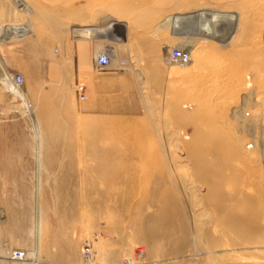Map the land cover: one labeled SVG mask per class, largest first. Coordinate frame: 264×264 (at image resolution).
Listing matches in <instances>:
<instances>
[{"label":"rangeland","instance_id":"obj_1","mask_svg":"<svg viewBox=\"0 0 264 264\" xmlns=\"http://www.w3.org/2000/svg\"><path fill=\"white\" fill-rule=\"evenodd\" d=\"M115 1L0 0V25L32 29L0 43L2 66L23 77L22 97L0 85V264H264V0ZM100 4L126 42L73 37V28L106 24L92 13ZM205 6L240 20L228 44L175 34L166 21ZM176 47L193 67L167 62ZM105 48L123 64L102 73L128 78L92 110L84 80L100 73L93 60ZM211 186L247 195L231 214L212 212L224 199ZM102 194L148 201L141 217L117 220ZM194 200L211 221L198 234ZM242 217L252 226L226 228Z\"/></svg>","mask_w":264,"mask_h":264},{"label":"bare ground","instance_id":"obj_2","mask_svg":"<svg viewBox=\"0 0 264 264\" xmlns=\"http://www.w3.org/2000/svg\"><path fill=\"white\" fill-rule=\"evenodd\" d=\"M91 1H95V0H90ZM101 1V0H99ZM112 1V0H110ZM115 1V0H114ZM259 1V0H258ZM108 2V1H105V3ZM117 2V1H115ZM154 2V1H153ZM260 3H262V1H259ZM104 3V2H103ZM102 3V4H103ZM19 4V3H17ZM251 4V3H250ZM257 4V3H256ZM263 5H260L261 7L263 6L264 7V3H262ZM104 6V5H103ZM101 4H100V8H98V10H95L92 12L94 17H104L103 18V22L106 21V24H108L107 26H105L106 24H103L101 25L102 26H105V28H102L101 27H82V28H73L72 30V33H73V37H78V36H84V35H94V37L96 38H104L106 40H109V39H115L117 40L118 42H121V43H124L126 42V39L123 38V35L121 34L120 30H121V27L116 25L114 22H117L118 19H115L114 17H116L114 13H108L104 11V7H103ZM256 6V5H255ZM259 6V7H260ZM97 7V6H96ZM186 7V6H185ZM215 7V6H214ZM145 8V7H144ZM195 8V7H194ZM193 10H190V11H185L182 13H174L173 15H169V17L166 19V21H171L172 22V25H173V29H174V33L175 34H182V35H191V36H194V37H200V36H205V37H209L213 40H215L216 42H219L223 45H226L229 43V41L231 40L230 37L232 35V33L236 30V28L238 27V25L240 24V20H238L236 18V14L235 15H231L234 16L235 20H234V23H232L230 26L228 24H226L225 22V19L221 18V17H224L228 14H224L222 13L221 11L217 10V9H212V8H206V6L204 8H195ZM257 8V7H256ZM18 9V8H17ZM24 9V8H22ZM178 9V8H177ZM261 10H263L262 8H260ZM107 10V9H106ZM259 10V8H258ZM111 11V10H109ZM264 11V10H263ZM91 12V11H90ZM253 12V11H252ZM262 12V11H261ZM24 13H25V10H24ZM263 17V16H262ZM102 19V18H101ZM157 19V18H156ZM159 19V18H158ZM109 22V23H108ZM22 23V22H21ZM25 23V22H24ZM262 25V24H261ZM32 33V29L30 28L29 25H24L23 24H20V23H13V24H4V25H0V43H5V42H10V41H13V40H20L22 37H24L25 35L27 34H31ZM153 37V36H152ZM99 42H102V41H99ZM108 43V42H106ZM104 45V44H103ZM109 45V43H108ZM115 45V44H114ZM120 45V44H119ZM181 48V47H179ZM187 50V49H185ZM109 53V52H108ZM109 56H110V63H112V65H114V60L112 59V54L109 53ZM194 65V62L191 60V57H190V62L184 66H180L182 68H191L193 67ZM226 88V87H225ZM227 91V90H226ZM225 92V91H224ZM247 95V94H246ZM19 97H22V95H17ZM262 96V95H261ZM264 96V95H263ZM232 97V96H231ZM245 97V96H244ZM259 97V96H257ZM256 97V98H257ZM254 98V97H253ZM260 98V97H259ZM262 98V97H261ZM258 99V98H257ZM264 99V98H263ZM248 100V98H247ZM23 101V100H22ZM245 101V100H244ZM256 101V100H255ZM263 101V100H262ZM243 102V101H242ZM248 102V101H246ZM253 102V101H252ZM257 102V101H256ZM255 102V103H256ZM254 103V102H253ZM259 103V102H257ZM260 103H263V106H264V101L263 102H260ZM243 105V104H242ZM245 105V104H244ZM256 105V104H255ZM226 106V105H225ZM248 106V105H247ZM234 107V106H233ZM245 109V108H243ZM255 109V108H254ZM253 109V110H254ZM262 109V108H261ZM240 109H237L235 110L234 112H237L239 111ZM246 110V109H245ZM249 110V109H247ZM256 110V109H255ZM251 111V110H250ZM259 111V110H258ZM246 112V111H245ZM248 112V111H247ZM232 113V112H231ZM243 113V111H242ZM253 113V112H252ZM259 113V112H257ZM256 113V114H257ZM255 114V113H254ZM260 114V113H259ZM258 114V115H259ZM233 115V114H232ZM243 115V114H242ZM248 115L250 116V114L248 113ZM261 115V114H260ZM237 116V115H236ZM246 116V113L245 115ZM256 117V116H254ZM239 118V117H238ZM241 118V117H240ZM244 118V117H242ZM246 118V117H245ZM248 118V117H247ZM246 118V119H247ZM250 118V117H249ZM263 122H264V113L262 114L261 116ZM242 120V119H241ZM245 120V119H244ZM257 120H259V117H257ZM252 122V121H251ZM250 122V123H251ZM260 122V120H259ZM244 123V122H243ZM257 124V123H256ZM246 125V124H245ZM251 126V125H250ZM254 126V124H253ZM260 126V124H259ZM248 127V126H247ZM248 130H251L248 129ZM256 130V129H255ZM251 132V131H250ZM253 132V131H252ZM251 132V133H252ZM234 135V134H233ZM232 135V136H233ZM255 137V136H254ZM264 141V126H263V129L260 130V135H259V142L262 143ZM260 145V144H259ZM248 147V146H247ZM260 147H264V145H260ZM213 151V150H212ZM214 152L216 153L217 151L214 150ZM244 152V151H243ZM203 153L205 154L206 151L203 150ZM222 153V152H221ZM220 153V156L222 155ZM217 155V154H215ZM226 155V154H225ZM205 157V156H204ZM202 157V158H204ZM224 157V156H223ZM132 158V157H131ZM224 160H222V162H224L226 159L223 158ZM125 161V160H124ZM147 163V162H146ZM146 165V164H145ZM149 165V164H148ZM263 168H264V162L262 164ZM227 169V167H225ZM255 168V167H254ZM118 169V168H117ZM121 170V168H120ZM228 171H221L219 174V179L220 181H223L225 179H227L231 173V171H229V169H227ZM264 170V169H263ZM116 171V170H115ZM213 171V170H212ZM133 172V171H132ZM216 174V173H215ZM233 177L237 180V174H235V172L233 173ZM96 175V174H95ZM102 175V174H101ZM135 175V174H134ZM103 176V175H102ZM113 176V175H112ZM105 177V176H104ZM120 180L122 182L124 181H127L129 179H127V176L126 175H120ZM106 178V177H105ZM104 179V178H103ZM108 179V178H107ZM264 179V178H263ZM106 180V179H105ZM109 180V179H108ZM131 180V179H130ZM230 180V179H229ZM107 181V180H106ZM226 181V180H225ZM104 182V181H102ZM220 183V182H219ZM110 184V183H109ZM210 187V186H209ZM208 187V188H209ZM212 188V189H211ZM210 191H211V194L212 195H215V196H219L221 198L224 199V202H223V206L222 204L221 205H214L212 207V209H210L212 212L213 210L214 211H221V212H225L227 215L228 214H231V212H228L230 211V209H232L234 206H236L240 201L239 199H237L236 197H240V196H243V195H247V191H245L243 188L241 189H234V192L233 193H222V191H220L221 193H213L212 190H214L211 186ZM216 191H219L215 188ZM236 190V191H235ZM246 193H245V192ZM232 192V191H231ZM186 193V192H185ZM254 193V192H253ZM188 194V193H186ZM97 196V195H96ZM101 199L103 200L102 202L106 201V200H110L112 201L111 204H109V207L111 210L113 211H116L118 214H117V220L121 217H129V218H139L141 217V215L143 214L141 212L142 208L146 205V202L148 201V197L146 196H139L138 195H133V194H127V195H115V196H108L107 194H102L100 195ZM189 197H191L189 194H188ZM196 196V195H195ZM158 197V196H157ZM165 200L169 201L171 203V205L173 206V208L175 209L176 207V202H175V197L172 195V194H166L165 195ZM193 197V196H192ZM152 199V198H151ZM187 199V198H186ZM109 201V202H110ZM150 201V199H149ZM193 202V201H192ZM106 203V202H105ZM108 203V202H107ZM198 208L197 210H199L201 207L200 206H203L202 204V201L199 200V201H196L194 200L193 202ZM185 205V204H184ZM177 209H181V208H177ZM176 209V210H177ZM202 209L204 208H201L200 211H191L190 210V213L191 214V218L193 219V222L195 224V229H196V232L197 234L199 232L202 233V231H204V229L206 230V227L208 228V225L211 223V221L208 219V214L207 213H202ZM109 210V209H108ZM111 212V211H110ZM223 212V213H224ZM183 213V212H182ZM217 213V212H216ZM219 213V212H218ZM213 214V213H212ZM213 216V215H212ZM218 216V215H217ZM211 219V218H210ZM216 219V218H215ZM205 221V225H201L200 224V221ZM219 220V219H217ZM221 221V220H220ZM219 221V223H220ZM223 221V220H222ZM140 222V221H139ZM213 223V222H212ZM222 223V222H221ZM218 225V221L214 222V224L212 225L213 228L215 229ZM140 226V225H138ZM221 226V225H220ZM240 226H244V227H248V226H252L248 223V219L247 217H242L241 219L237 220L236 222L234 223H230L229 225H227L226 228L228 229H231L233 227H240ZM192 228V227H191ZM210 228V227H209ZM220 228V227H219ZM227 229V230H228ZM192 230V229H190ZM220 230H222V228H220ZM217 232V230H216ZM223 233L224 230H222ZM229 232V230H228ZM193 234V233H192ZM221 234V233H220ZM226 234V233H225ZM196 236V233L193 234ZM202 236V235H201ZM225 236V235H224ZM194 237V236H193ZM208 238V237H207ZM198 239V238H197ZM203 239V238H202ZM227 239V238H226ZM201 240V239H200ZM196 242V240H195ZM206 242V241H205ZM204 243V242H202ZM205 245V244H204ZM207 245V243H206ZM228 246V245H227ZM197 248V246H196ZM208 248V247H207ZM205 247V249H207ZM143 250V249H142ZM144 251V250H143ZM196 251V250H194ZM207 251V250H206ZM211 251V250H210ZM212 251H213V248H212ZM211 251V252H212ZM215 251V250H214ZM138 252H141V251H138ZM14 253V252H13ZM143 253V252H142ZM195 253V252H194ZM208 253V251H207ZM206 254V253H205ZM21 255V254H20ZM215 255V254H214ZM217 256V255H216ZM26 257H30L29 254L26 256ZM26 257H24V260H27ZM21 258V256H20ZM20 258H12L14 260H19ZM211 258V257H210ZM23 259V257L21 258V260ZM10 260V259H9ZM38 261V260H37ZM22 262H25V261H22ZM91 263V262H90Z\"/></svg>","mask_w":264,"mask_h":264},{"label":"built area","instance_id":"obj_3","mask_svg":"<svg viewBox=\"0 0 264 264\" xmlns=\"http://www.w3.org/2000/svg\"><path fill=\"white\" fill-rule=\"evenodd\" d=\"M167 62L175 66H184L190 62V53L182 48L176 47L171 49L167 54ZM123 63L120 62L119 65L117 62L112 65L110 63V56L108 49H102L94 57L93 65L96 71L103 72L108 70H113L120 68ZM23 84V77L18 73H13L5 69L0 63V85L4 91L14 97L21 95V87ZM75 92L77 93L80 100L85 98L83 87L78 85L75 87ZM4 114L2 108L0 107V120L3 119Z\"/></svg>","mask_w":264,"mask_h":264},{"label":"crops","instance_id":"obj_4","mask_svg":"<svg viewBox=\"0 0 264 264\" xmlns=\"http://www.w3.org/2000/svg\"><path fill=\"white\" fill-rule=\"evenodd\" d=\"M128 78L125 74L109 75L102 72L95 73L91 71L85 76V91L87 93L86 107L93 109H99L102 106V96L106 93V90L110 85L115 82H120Z\"/></svg>","mask_w":264,"mask_h":264},{"label":"water","instance_id":"obj_5","mask_svg":"<svg viewBox=\"0 0 264 264\" xmlns=\"http://www.w3.org/2000/svg\"><path fill=\"white\" fill-rule=\"evenodd\" d=\"M224 19H225L226 23H227L229 26H230L232 23H234V20H235L234 16H232V15H230V14L224 16Z\"/></svg>","mask_w":264,"mask_h":264}]
</instances>
